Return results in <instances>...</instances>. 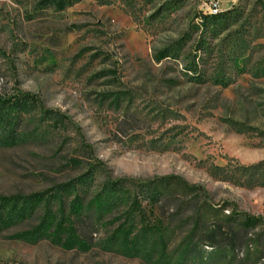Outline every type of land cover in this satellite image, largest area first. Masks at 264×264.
I'll list each match as a JSON object with an SVG mask.
<instances>
[{"label":"rangeland","instance_id":"obj_1","mask_svg":"<svg viewBox=\"0 0 264 264\" xmlns=\"http://www.w3.org/2000/svg\"><path fill=\"white\" fill-rule=\"evenodd\" d=\"M218 1L226 18L215 23L200 0H78L63 10L0 0V97L29 92L41 104L23 116L17 143L0 146V194L46 199L68 188L66 204L79 196L90 214L76 222L83 246L31 242L22 234L43 202L0 232V264H164L117 243L123 205L94 202L109 180L134 188L178 175L216 207L264 217V186H249L243 169L264 164V0ZM183 230L170 264H181ZM255 257L248 264H264V248Z\"/></svg>","mask_w":264,"mask_h":264},{"label":"trees","instance_id":"obj_2","mask_svg":"<svg viewBox=\"0 0 264 264\" xmlns=\"http://www.w3.org/2000/svg\"><path fill=\"white\" fill-rule=\"evenodd\" d=\"M77 1L45 0V4L63 10ZM221 13L211 15L212 21L216 23L226 18ZM40 108L37 97L29 92L0 97V146L16 144V132L23 116L31 115ZM42 113L44 118L63 123L62 117L52 110L42 109ZM263 165L243 168L250 173L246 180L249 186H264V180L255 174L264 170ZM89 180L86 177L82 182L88 183ZM122 181L105 182L94 196V202L101 210L123 205V220L115 233L120 246L146 251L159 262L170 264L173 256L167 254V250L178 229L184 228L185 235L178 246L181 254H177L181 264L189 256L200 264H248L256 258V252L264 248V217L239 211L233 204L216 207L209 201L202 186L190 184L178 175L140 181L134 188L127 187ZM67 189L60 188L46 199L42 193L0 194V232L35 217L44 202L39 224L23 233L22 237L31 242L50 239L68 248L83 246L76 222L90 214L84 213L86 210L81 206L79 196L66 204L62 191ZM57 202L59 208L55 211L52 205ZM165 205L171 206L172 211L167 216L157 213V208H164ZM178 218L182 219L174 225ZM204 245L211 250L206 251Z\"/></svg>","mask_w":264,"mask_h":264},{"label":"built area","instance_id":"obj_3","mask_svg":"<svg viewBox=\"0 0 264 264\" xmlns=\"http://www.w3.org/2000/svg\"><path fill=\"white\" fill-rule=\"evenodd\" d=\"M200 1L203 2V4L207 7L211 15L218 14L222 11L220 7L221 6L220 2L218 0H200Z\"/></svg>","mask_w":264,"mask_h":264}]
</instances>
